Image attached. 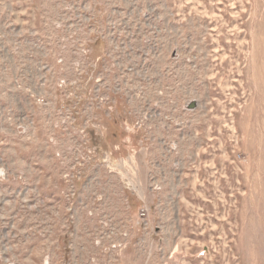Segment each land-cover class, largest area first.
Returning <instances> with one entry per match:
<instances>
[{"label":"rangeland","instance_id":"374dc122","mask_svg":"<svg viewBox=\"0 0 264 264\" xmlns=\"http://www.w3.org/2000/svg\"><path fill=\"white\" fill-rule=\"evenodd\" d=\"M0 105V264H264V0H0Z\"/></svg>","mask_w":264,"mask_h":264},{"label":"built area","instance_id":"2783aa9c","mask_svg":"<svg viewBox=\"0 0 264 264\" xmlns=\"http://www.w3.org/2000/svg\"><path fill=\"white\" fill-rule=\"evenodd\" d=\"M96 18V17H94ZM91 41L96 42L97 38L95 36H91ZM61 62V60H59ZM28 75L27 79L30 82L29 85V93L30 98L34 99L36 103L40 104H49L50 100L48 99V94H43V83H47L48 81H44V75H42V67H40V61H37L36 58L28 56ZM61 82H65V78L61 79ZM16 83L18 85L21 84V79L19 76L16 77ZM99 92H102L106 95H109L110 93L117 92L116 89L113 90H107L101 88V86L98 87ZM53 95V93H51ZM71 92H64L65 96H69ZM109 102V98L105 100H101L96 105H91L88 108H84L82 106L81 108L78 106H73L71 109L75 110V114L72 116V118L68 121H64L63 124L65 127H71L74 130H81V131H89V130H95L98 129L99 126V116L94 111L95 108L98 106H104ZM2 108L1 110L6 111V114L4 116L5 121L10 122V124H7V126L16 133H24L28 129V121H26V114L22 112V110L16 109L13 106L8 108L4 107L3 105H0ZM64 108L66 106H63ZM83 109H91L89 112L82 113ZM0 110V111H1ZM1 119V118H0ZM80 120L77 122V120ZM83 119H90L91 123H85ZM2 120V119H1ZM3 121V120H2ZM3 140H0L2 142ZM1 173H4L3 171H0ZM75 178H82L81 176H76ZM74 178V179H75Z\"/></svg>","mask_w":264,"mask_h":264},{"label":"crops","instance_id":"0c3cea01","mask_svg":"<svg viewBox=\"0 0 264 264\" xmlns=\"http://www.w3.org/2000/svg\"><path fill=\"white\" fill-rule=\"evenodd\" d=\"M3 139H4V135L3 133L0 132V140H3ZM2 144H3V141L0 142V156L2 155V151H3ZM11 174H12V171H11Z\"/></svg>","mask_w":264,"mask_h":264},{"label":"water","instance_id":"95a60500","mask_svg":"<svg viewBox=\"0 0 264 264\" xmlns=\"http://www.w3.org/2000/svg\"><path fill=\"white\" fill-rule=\"evenodd\" d=\"M195 105V104H194ZM194 105L192 107H194Z\"/></svg>","mask_w":264,"mask_h":264}]
</instances>
